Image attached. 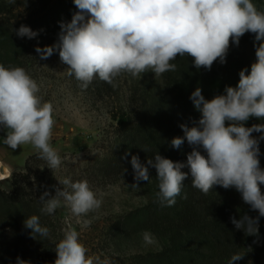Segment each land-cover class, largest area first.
I'll return each mask as SVG.
<instances>
[{"label": "clouds", "instance_id": "1", "mask_svg": "<svg viewBox=\"0 0 264 264\" xmlns=\"http://www.w3.org/2000/svg\"><path fill=\"white\" fill-rule=\"evenodd\" d=\"M15 0H9L14 3ZM78 11L68 23H61L58 42L35 51L46 60L58 52L60 61L67 65V75L80 81L87 89L96 78L117 87L116 78L129 74L141 79L153 72L155 77L174 72L176 58H192L194 67L210 70L219 60L226 62L230 42L239 46L246 33L255 34L256 61L239 72L236 87L227 86L225 94L208 100L197 87L190 96L194 108L201 114L193 126L182 124L183 137L171 141L179 149L187 141L192 151L185 162H174L159 153L141 164L132 156L135 181H149V168L156 170L158 192L156 199L162 206H174L181 195L184 181L191 176L192 186L202 193L219 185L235 188L242 200L257 217L247 213L240 219L231 218L246 236H259V218L264 217V169L260 166V140L252 134L264 133V124L246 127L250 117L264 119V11L252 0H73ZM19 37L35 38L38 33L26 25L16 31ZM247 73V74H246ZM41 87L29 73L18 66L0 64V130L5 131L3 144L15 150L31 145L39 158L51 170L58 169L62 159L52 144L55 126L54 107L39 95ZM206 153L202 154L201 150ZM187 167L189 172L182 171ZM63 189L55 195L44 191L39 197L41 212L53 215L61 207L68 208L83 228L90 227L91 219H82L98 212L102 195L92 190L87 180L73 182L59 180ZM138 188L137 184L132 185ZM183 198H187L186 194ZM31 230L32 238H47L48 227L40 217L32 215L23 222ZM143 243H157L150 231L141 233ZM249 251L252 249L249 247ZM54 264H113L108 257L88 255L89 249L80 242V233L69 225L63 238L55 245ZM246 254H234L229 264H236ZM17 264H30L17 257Z\"/></svg>", "mask_w": 264, "mask_h": 264}, {"label": "rangeland", "instance_id": "2", "mask_svg": "<svg viewBox=\"0 0 264 264\" xmlns=\"http://www.w3.org/2000/svg\"><path fill=\"white\" fill-rule=\"evenodd\" d=\"M252 2L264 11V0ZM62 13L61 0H15L14 3L0 0V20L26 21L38 33L35 38H25L26 49L17 66L38 82L42 100L50 101L54 107L56 123L51 144L62 159L61 166L51 170L31 145L15 150L4 145L6 133L0 130V190L12 192L13 179L17 178L18 189L43 205L39 197L44 191L54 196L56 188L63 189L59 180H87L97 196L102 195L103 203L98 212L82 218L92 220L88 228L77 223L78 218L66 207L57 209L53 215L41 212L40 223L50 230L47 238H32L31 230L23 223H1L0 264H14L17 257L30 264H54L55 245L69 225L80 233V242L89 249L88 255L102 254L101 258L108 257L113 264H142L143 257L160 249L163 239L147 230L157 243L146 246L141 236L145 230L134 231L122 224L123 217L145 205L147 196L142 180L135 181V174L126 169L123 161L112 160L122 144L115 115L125 112L135 119L140 110L164 94V83L161 76L155 77L149 71L141 79L122 74L116 78L115 88L96 78L87 89H81L80 81L67 75L68 66L60 61L58 52L42 60L35 51L37 46L43 48L58 42L61 29L56 20ZM191 151L192 147L185 141L182 156L187 159ZM29 158L27 166L25 162ZM22 173L29 176L23 177ZM133 184L138 188H133Z\"/></svg>", "mask_w": 264, "mask_h": 264}, {"label": "trees", "instance_id": "3", "mask_svg": "<svg viewBox=\"0 0 264 264\" xmlns=\"http://www.w3.org/2000/svg\"><path fill=\"white\" fill-rule=\"evenodd\" d=\"M61 1L63 13L56 20L59 29L62 22H70L78 11L73 0ZM52 23L51 26L54 25ZM21 25L31 28L26 21L12 23L8 18L0 20V64L5 67L17 66L26 49V37L16 34ZM259 43L255 41V34L246 33L240 38L239 46L230 42L226 62L221 64L217 60L210 70H197L191 57L178 56L172 61L177 65L176 71L161 75L164 94L160 98L147 104L135 119L125 112L115 115L122 133V144L112 160L123 161L133 174L132 156H138L144 165L158 153L174 162L186 163L181 154L183 145L176 149L171 146V141L184 136L180 125L191 127L201 116L193 106L191 93L199 87L205 99L210 100L225 94L227 86L236 87L239 72L248 69L250 73ZM254 124H264V119L250 117L245 122L246 127ZM252 135L259 138L264 133L254 132ZM259 148L260 166L264 169V140H260ZM29 160L25 162L27 166ZM182 171L189 172V169L185 167ZM149 173L150 180H142L147 196L145 205L123 217L122 223L134 231L151 230L162 236L160 249L143 257L142 264H229L234 254H246L236 264H264V217L259 218L258 237L246 236L243 230L236 229L231 222L232 217L238 220L245 213L251 217H257L259 213L243 202L235 188L224 189L216 185L204 194L192 186L189 174L175 205L162 206L156 199L159 190L156 170L150 167ZM21 176L29 175L22 173ZM13 184L15 187L10 193L0 190V224L23 223L32 215L40 216L43 207L18 189L17 178L13 179ZM260 187L264 193V185ZM185 194L186 199L183 198Z\"/></svg>", "mask_w": 264, "mask_h": 264}]
</instances>
